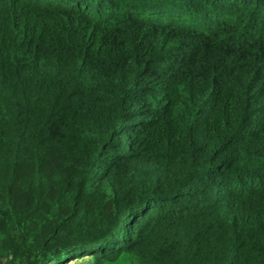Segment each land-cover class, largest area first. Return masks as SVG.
Here are the masks:
<instances>
[{
  "label": "trees",
  "instance_id": "16d2710c",
  "mask_svg": "<svg viewBox=\"0 0 264 264\" xmlns=\"http://www.w3.org/2000/svg\"><path fill=\"white\" fill-rule=\"evenodd\" d=\"M264 264V0H0V264Z\"/></svg>",
  "mask_w": 264,
  "mask_h": 264
},
{
  "label": "rangeland",
  "instance_id": "374dc122",
  "mask_svg": "<svg viewBox=\"0 0 264 264\" xmlns=\"http://www.w3.org/2000/svg\"><path fill=\"white\" fill-rule=\"evenodd\" d=\"M93 260H94L93 256L86 255V256L78 257L76 259L73 258L64 264H93L94 262ZM100 264H104V262L101 261ZM109 264H118V260Z\"/></svg>",
  "mask_w": 264,
  "mask_h": 264
}]
</instances>
